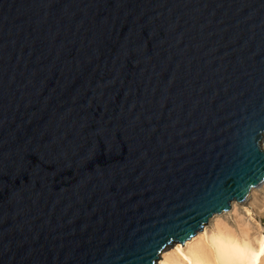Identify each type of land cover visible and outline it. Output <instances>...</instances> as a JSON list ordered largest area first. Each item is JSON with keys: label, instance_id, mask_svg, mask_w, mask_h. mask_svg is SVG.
<instances>
[{"label": "water", "instance_id": "obj_1", "mask_svg": "<svg viewBox=\"0 0 264 264\" xmlns=\"http://www.w3.org/2000/svg\"><path fill=\"white\" fill-rule=\"evenodd\" d=\"M263 141L264 0H0V264H155Z\"/></svg>", "mask_w": 264, "mask_h": 264}, {"label": "bare ground", "instance_id": "obj_2", "mask_svg": "<svg viewBox=\"0 0 264 264\" xmlns=\"http://www.w3.org/2000/svg\"><path fill=\"white\" fill-rule=\"evenodd\" d=\"M155 264H264V180L194 236L165 247Z\"/></svg>", "mask_w": 264, "mask_h": 264}]
</instances>
